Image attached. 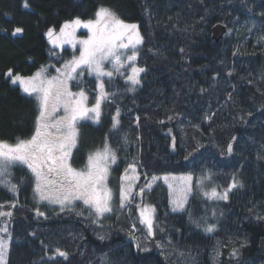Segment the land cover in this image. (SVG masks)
I'll use <instances>...</instances> for the list:
<instances>
[{
    "label": "trees",
    "instance_id": "1",
    "mask_svg": "<svg viewBox=\"0 0 264 264\" xmlns=\"http://www.w3.org/2000/svg\"><path fill=\"white\" fill-rule=\"evenodd\" d=\"M23 3L24 0H0V139L14 142L31 134L37 105L34 99L22 94L19 86L6 83L4 74L11 68L27 75L52 60L57 62L55 56L61 53L44 36L49 26L55 25L58 29L69 18L78 15L89 19L98 7L114 6L126 21L140 24L145 44L138 63L146 65L149 72L141 89L117 101L124 113L121 135L129 133L132 146L120 151L119 168L113 166L109 178L116 210L104 220L103 228L73 213L57 215L53 211L56 206L52 205H40L47 211L48 219H37L32 212L36 206L32 188L28 183L23 184L19 195L23 206L13 210L10 223L14 264H28L30 260L36 264H100L99 258L104 253L112 264H264V222L256 220L257 215H264V163L256 160V153L264 144V40L261 39L264 18L259 15L264 11V0H28L29 8L23 7ZM145 7L150 16L145 13ZM217 22L226 26V32L215 41L211 28ZM253 24L255 28L249 31ZM15 27H22L23 32L12 35ZM154 46L165 51L166 59L148 51ZM181 48L183 53L179 51ZM60 51L65 53V49ZM229 70L232 76L227 75ZM217 73L219 76L214 81L212 77ZM85 83L95 87L93 78L88 77ZM115 87L122 89L123 81L117 80L114 90ZM201 87L208 91L200 94ZM229 93L234 102L228 100ZM209 105L216 112L212 125L215 131H204L208 124L203 123L197 132L189 122L200 124L202 113ZM114 107L104 106L100 125L88 122L81 129L73 166L81 167L88 153L102 145L110 127L108 114ZM173 111L181 114L183 130L178 126L179 121L167 122V116ZM248 112L252 115L248 116ZM136 115L141 116L139 129L134 123ZM238 115H243L248 123L234 119ZM145 116L150 119H144ZM161 120L166 123L160 124ZM169 128L177 135L178 145H183L175 153L169 147ZM137 135L142 137L139 146L135 140ZM232 136L239 139V147L229 156L226 148ZM112 140L116 146L117 138ZM198 140L206 145L211 141L215 146L200 150L201 164L189 165L183 156L192 151ZM138 151L146 165L143 171L149 175L186 174L194 169L195 180L202 169H210L214 183L223 189L237 170L242 173L245 187L235 191L229 201L205 203L199 195L192 201L197 217L203 215L205 207L223 213L218 218L215 234L196 229L186 215L170 213L166 187L155 184L147 198L157 206L160 226L165 232L157 233L155 241L139 240L150 251L136 248V242L131 239V217L125 210H119L117 181L126 163ZM12 172L13 182L21 177L31 180L25 166L13 168ZM143 180L142 177L140 182ZM10 200L11 194L0 188V203L7 204ZM81 206L77 202L78 210ZM208 216L211 218L210 211ZM33 232L35 236L31 235ZM97 233H105L106 239L98 240ZM169 239L171 245H166V249L169 247L174 253L168 254L167 250L162 253L155 247L157 241L166 243ZM245 239L249 241L248 246L240 250L238 257L231 256L232 247H239V242ZM41 241L50 247L45 249ZM218 245L227 247L225 255L216 256ZM56 247L68 251V260L48 259Z\"/></svg>",
    "mask_w": 264,
    "mask_h": 264
},
{
    "label": "snow or ice",
    "instance_id": "2",
    "mask_svg": "<svg viewBox=\"0 0 264 264\" xmlns=\"http://www.w3.org/2000/svg\"><path fill=\"white\" fill-rule=\"evenodd\" d=\"M23 7H30L28 0H24ZM144 11L151 15L147 7ZM248 11L253 12V9L249 8ZM259 15L264 18V11ZM122 16L123 13L118 12L114 6H100L92 18L82 19L77 15L63 21L58 29L55 25L49 26L44 36L53 48L62 49L64 45H70L74 50H78L79 55H76L74 51L71 59L63 61L59 67L51 63L41 65L31 75L14 72L11 68L4 74L6 83L10 86H19L22 94L34 99L37 114L29 137L16 138L15 142L0 139V188L11 194L10 202L0 203V264H14L11 259L14 237L10 230V223L14 217L13 210L23 206L20 204L19 195L21 186L25 183L32 188L33 198L36 201L32 212L37 219H48L47 211L42 210L40 205H52L56 206L53 211L57 215L73 213L77 217L90 221L92 225L103 228L104 220L116 210L113 207L114 192L109 186V178L113 166L119 168L120 151H127V148L132 146L130 134L124 132L121 135L124 113L117 101L121 96L135 94L141 89L149 72L146 65L142 66L138 63L145 44L141 26L136 22L126 21ZM254 28L255 24L249 31ZM80 29L87 30L83 38L77 36ZM22 32V27H15L12 35ZM261 39L264 40V37ZM77 46H79L78 49ZM148 51L153 56L166 59L165 51L159 46L149 48ZM179 51L183 53L184 49L181 48ZM50 70L55 74H51ZM85 74L92 77L95 84L92 103L89 102L87 91L79 87ZM232 74V70L227 72L228 76ZM217 76L219 73L212 79L215 81ZM117 80H123V88L115 87L114 90ZM73 81L76 82L78 91L72 90ZM199 91L200 94H204L208 89L201 87ZM227 98L233 101L232 93H229ZM106 104L115 105L108 114L110 117L108 133L105 134L102 145L88 153L84 167L78 169L73 166V157L74 150L81 142V129L88 126V122L100 125L105 115ZM247 115L251 116L252 113L248 112ZM215 116L216 112L212 111L209 105V109L202 113L200 124L191 122L189 124L200 132L202 124L207 123L208 128L204 131L213 133L215 129L212 125ZM180 117V113L173 111L172 115L167 116V122L179 121L178 126L183 130L184 121ZM144 119L147 120L150 117L145 116ZM234 119H238L240 123H248L243 115H238ZM158 122L166 123L164 120ZM134 123L137 129L141 127L140 115L135 116ZM201 135H203L202 132ZM168 136L170 137L169 147L175 153L178 146L183 145L182 143L178 145L177 135L172 134L171 128L168 129ZM113 137L117 138L116 146L113 144ZM193 139L196 138L193 137ZM135 140L139 146L142 137L137 135ZM209 146L215 145H211V141L209 145H206L198 140L192 151L183 156V160L189 165L198 166L202 163L200 157L203 156L200 150L207 151ZM237 147H239V139L232 136L227 144L226 154L233 155ZM224 154L225 152H221V155ZM256 160L264 163V144L256 153ZM19 166H25L30 172V181L21 177L13 182L12 169ZM145 167L138 151L137 155L126 163L119 177L118 200L120 211L128 210L130 215L133 212L138 214L139 224L146 228V238L152 241H155L157 233L165 232L164 227L160 226L157 206L146 201L156 182L162 181L167 185L169 212L186 215L190 225L206 234L217 232L218 218L223 213H217L215 209L205 207L203 215L197 217L192 208L195 196H201L205 203L207 201L227 202L235 191L245 187V181L239 170L232 175L227 187L221 190L219 186H206V182L210 183L213 180L210 169H202L200 176L194 181V169L180 176L171 174L160 176L149 175L147 171H143ZM142 177L143 184L140 183ZM77 202L82 205L79 210ZM6 208L8 210H5ZM209 211L211 218L208 216ZM256 220L264 222V215H257ZM135 231L136 224L133 223L131 232ZM176 231L179 232L180 229ZM31 235L35 236V233ZM97 239L104 241L106 234L97 233ZM133 239H136L134 235ZM40 243L45 249L50 247L44 241ZM248 243L247 239L239 242V247H232L230 255L238 257L241 254L240 250L247 247ZM166 245H171L170 239L166 243L158 241L155 243V247L161 249L162 253ZM219 247L220 245L215 250L217 257L221 255ZM136 248L145 252L151 250L139 240H137ZM179 255L183 256L184 252H179ZM188 255H191L190 251ZM55 257L68 260L69 253L56 247L48 259L52 260ZM43 259L44 257H41V260ZM99 260L100 264H112L107 253L102 254ZM28 264H36V261L30 260Z\"/></svg>",
    "mask_w": 264,
    "mask_h": 264
},
{
    "label": "rangeland",
    "instance_id": "3",
    "mask_svg": "<svg viewBox=\"0 0 264 264\" xmlns=\"http://www.w3.org/2000/svg\"><path fill=\"white\" fill-rule=\"evenodd\" d=\"M86 34H87V30H85V29H80V30H78V32H77V36H78V37H81V38H83L84 36H86ZM78 47H79V46H77V49H78ZM58 49H59V52H60L61 54L55 56L56 59H57V62H55V61H53V60L49 62V63H51V64H55L57 67H59L60 64L63 63V61L71 59V57H72L74 51H75V54H76V55H79L78 50H74L70 45H64V47L62 48V49H65V53H64V54H62V52L60 51V50H62L61 48H58ZM55 57H54V58H55ZM49 63H47V64H49ZM45 65H46V64H45ZM50 71H51V70H50ZM34 72H35V71H34ZM34 72H32V73H30V74H27V75H31V74H33ZM51 74L54 75L55 72H54V71H51ZM88 77H90V76H88L87 74H85V77L80 81L79 87H80V88H84V89L87 91L88 96H89V102L92 103V102H94V100H93V96L95 95V93H94V91H93L94 88H91V87L87 86L86 83H85V81H86V79H87ZM90 78H92V77H90ZM122 81H123V80H122ZM72 84H73V88H72V90H73V91H78L79 88H77V87L75 86L76 82L73 81ZM14 142H15V141H14ZM86 161H87V158H86ZM86 161H85L84 164H83L81 167H79L78 169L83 168L84 165L86 164ZM74 167H75V166H74ZM76 168H77V167H76ZM183 174H185V173L171 174V175L180 176V175H183ZM163 175H165V174H163ZM163 175H160V176H163ZM194 181H195V180H194ZM140 183L143 184V183H144V180H143L142 182H140ZM155 184H162V185H164V186L166 187V189H167V185L163 184L162 181H158V182H156ZM155 184H154V185H155ZM109 186H110V185H109ZM117 186H118V189H119V180L117 181ZM206 186H207V187L217 186V184L214 183V181L212 180L210 183H209V182H206ZM110 187H111V186H110ZM111 188H112V187H111ZM220 189H221V188H220ZM221 190H222V189H221ZM167 193H168V189H167ZM167 199H168V197H167ZM146 201L149 202V198L146 197ZM149 203H150V202H149ZM5 210H6V209H5ZM125 211L129 214L128 210H125ZM129 215H130V214H129ZM130 217H131V223H132V224L135 223L134 221L137 222V224L135 223V224H136V231H135L134 233L131 232V239H133V235H134V236L136 237V239H133V240H134L136 243H137V240H140V241H143V242H146V241L149 242L150 239L146 238V228H145V226L139 224V222H138V214L135 213V212H133V213L130 215ZM161 243H162V242H161ZM172 249H173V248H172ZM166 250H167V251H166ZM218 250H219V252L221 253V255H225V254L227 253V251H228V249H227L226 246H220ZM165 251L168 252V254L174 253V252L171 250V248H169V247H168L167 249L165 248ZM175 255H177V253H175ZM219 256H220V255H219Z\"/></svg>",
    "mask_w": 264,
    "mask_h": 264
},
{
    "label": "water",
    "instance_id": "4",
    "mask_svg": "<svg viewBox=\"0 0 264 264\" xmlns=\"http://www.w3.org/2000/svg\"><path fill=\"white\" fill-rule=\"evenodd\" d=\"M226 32V26L217 22L211 28V36L215 41H218Z\"/></svg>",
    "mask_w": 264,
    "mask_h": 264
}]
</instances>
